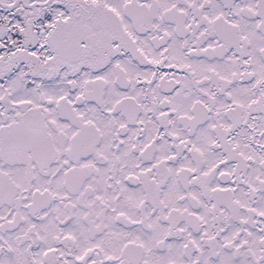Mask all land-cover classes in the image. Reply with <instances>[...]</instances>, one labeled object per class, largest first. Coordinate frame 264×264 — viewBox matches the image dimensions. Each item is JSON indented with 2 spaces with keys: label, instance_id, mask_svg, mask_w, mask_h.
Listing matches in <instances>:
<instances>
[{
  "label": "snow or ice",
  "instance_id": "snow-or-ice-1",
  "mask_svg": "<svg viewBox=\"0 0 264 264\" xmlns=\"http://www.w3.org/2000/svg\"><path fill=\"white\" fill-rule=\"evenodd\" d=\"M0 264H264V0H0Z\"/></svg>",
  "mask_w": 264,
  "mask_h": 264
}]
</instances>
